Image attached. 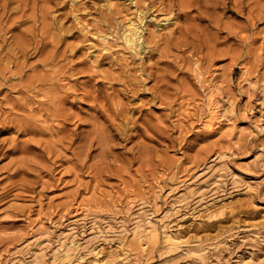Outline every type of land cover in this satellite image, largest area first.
<instances>
[{
  "label": "rangeland",
  "instance_id": "obj_1",
  "mask_svg": "<svg viewBox=\"0 0 264 264\" xmlns=\"http://www.w3.org/2000/svg\"><path fill=\"white\" fill-rule=\"evenodd\" d=\"M2 1L0 264H264V0Z\"/></svg>",
  "mask_w": 264,
  "mask_h": 264
},
{
  "label": "bare ground",
  "instance_id": "obj_2",
  "mask_svg": "<svg viewBox=\"0 0 264 264\" xmlns=\"http://www.w3.org/2000/svg\"><path fill=\"white\" fill-rule=\"evenodd\" d=\"M3 2V3H2ZM1 5H3L2 7L6 8L7 7V3L8 0H4L2 1ZM3 9V8H2ZM141 25L139 23H136L134 21H130L124 28L123 31V38L125 43L133 48V49H139L140 45V41L142 39V33H141ZM218 104V103H217ZM212 105V104H211ZM219 105V104H218ZM210 111V122H212L213 120H216L217 118L221 117L220 116V109L218 108H214L213 106H211V108H209Z\"/></svg>",
  "mask_w": 264,
  "mask_h": 264
}]
</instances>
